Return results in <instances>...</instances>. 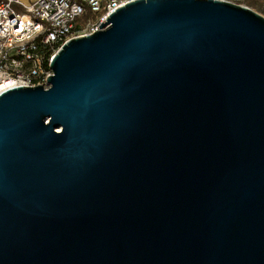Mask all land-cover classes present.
I'll return each instance as SVG.
<instances>
[{"label":"water","instance_id":"95a60500","mask_svg":"<svg viewBox=\"0 0 264 264\" xmlns=\"http://www.w3.org/2000/svg\"><path fill=\"white\" fill-rule=\"evenodd\" d=\"M0 93V264H264V17L134 0Z\"/></svg>","mask_w":264,"mask_h":264},{"label":"built area","instance_id":"2783aa9c","mask_svg":"<svg viewBox=\"0 0 264 264\" xmlns=\"http://www.w3.org/2000/svg\"><path fill=\"white\" fill-rule=\"evenodd\" d=\"M130 1L0 0V93L14 86L46 88L57 49L95 32L110 13ZM222 1L245 6V0Z\"/></svg>","mask_w":264,"mask_h":264},{"label":"rangeland","instance_id":"374dc122","mask_svg":"<svg viewBox=\"0 0 264 264\" xmlns=\"http://www.w3.org/2000/svg\"><path fill=\"white\" fill-rule=\"evenodd\" d=\"M244 5L264 17V0H245Z\"/></svg>","mask_w":264,"mask_h":264},{"label":"crops","instance_id":"0c3cea01","mask_svg":"<svg viewBox=\"0 0 264 264\" xmlns=\"http://www.w3.org/2000/svg\"><path fill=\"white\" fill-rule=\"evenodd\" d=\"M34 0H23V3L24 4H29V3H31V2H33ZM17 10H22V7L21 6H17V7H15Z\"/></svg>","mask_w":264,"mask_h":264},{"label":"trees","instance_id":"16d2710c","mask_svg":"<svg viewBox=\"0 0 264 264\" xmlns=\"http://www.w3.org/2000/svg\"><path fill=\"white\" fill-rule=\"evenodd\" d=\"M84 19V18H83Z\"/></svg>","mask_w":264,"mask_h":264}]
</instances>
